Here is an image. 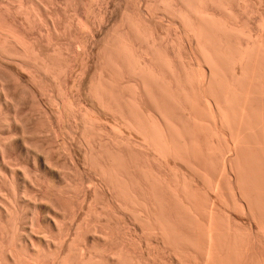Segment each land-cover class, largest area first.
Segmentation results:
<instances>
[{
  "label": "bare ground",
  "instance_id": "bare-ground-1",
  "mask_svg": "<svg viewBox=\"0 0 264 264\" xmlns=\"http://www.w3.org/2000/svg\"><path fill=\"white\" fill-rule=\"evenodd\" d=\"M44 1L0 0V8L1 10H3L2 12L7 15L13 14L16 16V18H19V21L17 20V22L26 33L39 28L38 30L40 34L39 38H30L31 40H27L28 38H20L19 36H17V38L15 35H13V33L10 34L9 32H4L3 30H1L0 57L6 60L14 61L17 64L16 66L18 67L19 72H28L31 75V73L35 71V73H43L47 76H50V78L52 77L53 79H55L57 75L60 74V69H57L55 67V62L52 63L51 59L49 57L47 58L48 55L46 56L44 54V56L42 55L43 53L40 52V54L38 52L39 50L36 51V47H34V45H37V43L38 45L41 43H46L49 45L54 44V54H59L60 57V55L63 53H60L61 50L59 51L58 46H61V44L68 43L72 45H81L82 47H86V49H90L91 52L92 43H98L102 50V53L100 54V60L103 64L102 69H111L112 73L114 72L115 75H117L116 73H119L123 75V78H126L127 74L130 76V80L126 78L127 80H129V82H127L126 80L127 83H124L123 81H125V79L122 81L125 92L127 91V88L129 89V93L132 91L131 95H128V92H126L128 96H125L126 94L122 91V87L121 93H124V98L122 97L123 95H121L119 91L120 89H118L117 86L120 85L119 81L121 83L120 79L122 78H120L118 84L115 85L117 86V90L114 86V84L117 82L115 81L113 84V82L110 81L112 78H109L110 80H107L104 76H102V74H100L101 78L99 77V80L101 79V82L99 83L97 81V85L100 87L95 86L92 89L91 85V87H89V93H91L90 95L94 94L97 99L100 100L98 102H101L103 105H108L109 103L114 104L112 101L116 103L118 102L116 101V99H119L120 97L114 98L111 101L113 96H116L114 94H117L114 92H119L118 94L121 95L124 100L125 98L130 96L126 101L130 103V106L133 105L132 107H134V109H132L134 112H132L133 114L135 113L134 117H131L133 116V114L128 109L127 105L129 104H124L127 106V109L124 106V108L121 107V111L123 112L124 109L128 110L132 115L129 118L130 113H126L128 115V118L125 117L126 115L121 117L123 114L121 113L119 120L121 119L120 122H123L125 124V127L127 125L129 128L132 127V129H135V132L137 131L138 134L141 133V138L143 139L141 140L140 138L141 141L133 140L131 138H128L131 135L125 137L127 135L121 136V133H119L121 137H118L119 135H117V132L116 134L112 133V135L108 133L109 135H111V137H109L112 138V136H117L115 139L113 137L115 142L112 140L113 143H116V146L118 144H121V146L122 144H126L127 146L129 145L133 147L136 156H143L148 160L153 161L152 163H157L158 165L155 166H160L158 168H160L161 172L159 171L160 173H155L153 171L154 169L152 168L153 166L151 168H148L147 166L150 165H141L139 159H135L136 161H138L136 163L140 162L139 164L142 167L134 162L136 164L135 166L132 165L134 167V170H137L138 174L140 173V175H142L144 181H146L150 185V188L148 187L150 190H148V188L143 189V187H139L141 186V183L140 185L138 184L139 180L137 184L134 183L135 178L133 177L134 175L132 176V171H130L131 169L129 164H126L127 166H129V168L126 166L127 170L123 172V167L125 166L123 164V159L124 161H126L127 159L125 160V158H123L124 156H122L121 153L117 151L119 153H117V155L116 152L113 151L114 154L111 155L108 154V151H106V149L105 151L107 153L104 151L106 154H102L101 152L103 151L97 153L95 152L96 154L100 153L101 155H106V157H108L109 163L106 161L107 158L105 160L106 164H104V160L102 161L101 159V161L104 163H102V165L100 163V165L96 166H99L98 169L100 171V175H102L105 179L111 181V184H113L112 186H114V190H112L115 191L116 189L117 194H119L120 197L123 196V199H121L119 203L115 201L116 206L118 204V207H116L115 205L113 206L121 210L132 212L128 213L132 216L134 214V218L136 220L135 222H138V224L141 225V228L139 229H142V236L144 237L145 234L147 240V236L154 235L155 237V234L160 235V237L162 238V245H165V249L169 248L168 250H172L174 252L172 253L176 255L182 250H180L181 247L187 249V253L190 252L189 255L193 257V264H204V249L208 244H205L208 240L210 243V251L208 253L209 259H207V262H205V264H264V34H261L264 32H261L259 30V24H261L260 26H263L264 24L263 16H261L263 21L259 17V20L262 23L258 21V26L249 21L251 20L249 19L251 15H245L246 12L249 11L248 4H251L248 3L249 0H145L146 3L144 1L143 4H145L144 6L147 7H144L147 9V15L142 10V12L139 11V13L141 12L140 15L138 14V12H135L138 15L136 14L137 16L135 15L133 17L131 16L133 15V13H131L133 11L129 10L131 13L130 15L127 10H124L125 12L123 13V15L121 14L122 17H120V22L117 26H115L114 24L111 28H106L107 31H104L105 34L98 35L97 30L93 26L94 23L92 24L90 20H83L79 17L77 5L78 3L75 4V1L72 2V0H66L67 4L69 3V6L67 7L71 6L73 8L72 11L74 12V16H72L70 20H66V22L64 23L61 22L59 16L60 12L56 9V7V10L54 9L53 13L49 11L50 4L52 8V4L55 3L51 0ZM97 4L98 3H96V5ZM56 5L59 6V4ZM261 5L263 6L264 4ZM141 6L142 5H140V7ZM90 7L92 6H89L88 9H90ZM60 9H63V7ZM252 9L250 12H253ZM156 12H158L159 15L162 12L164 16L162 14L161 15L164 18L168 19V26L170 24H174V26L175 24H178L181 25L179 26L181 29H184V32L186 33V36L190 41L189 48L187 47V49L190 50V53L187 49H185L186 47L184 48V51L186 52L187 50L188 52V55L186 52L187 56L186 58H184V61H176L178 57H185V55L182 56V53L184 51L182 53L180 52L183 44L181 45L179 43L181 45L180 46L177 41L176 43L175 40H173L176 39L175 33V37L170 42L171 44L168 42L171 46L176 43L173 48L175 52L173 53L174 57L167 54L169 51H172L167 49L168 46L165 45V49L167 51H164L166 52L162 51L163 49L161 48V45L159 47V44H162L160 42L162 38L161 36H159V33L156 32L155 28L152 27L154 26V24H156H153L152 21L155 20L156 22V19H153L151 21L150 18L151 14L154 15ZM90 13L92 14V12ZM104 13H107V11H104ZM66 14L67 13H65V15ZM103 14L101 16V18L103 17L102 20H104ZM253 15L254 14H252V16ZM105 16L107 17L108 15L105 14ZM13 19H15V17ZM2 21H4V19ZM167 28L172 30L171 27ZM84 31L87 32L86 35L84 34ZM166 31L167 34L171 32L170 31L168 33V30ZM164 35L166 36V34ZM168 37L166 38L168 39ZM178 37L181 38L180 35H178ZM178 37V40H183L179 39ZM177 44L180 47L179 49H177L178 53L176 52L175 47L177 46ZM84 47L82 49H84ZM100 48L98 47V49ZM168 48H170V46ZM62 56L63 55H61V57ZM65 57L66 56H64V58ZM55 59H57V57L52 60ZM185 59H189V62H187V60L185 62ZM194 59L195 61L198 60V63L199 61L201 62L200 65L201 67H203V75L200 73L201 76L199 75V73H197L198 71L196 69V66L198 64L196 63L195 66V63H193L195 62ZM6 60L3 61L6 62ZM0 62H2L1 59ZM0 65L3 64L0 63ZM18 70L17 68L15 69L16 73ZM61 70L62 72L64 71L63 69ZM66 71L67 69L65 70V73ZM61 75L62 74H60L58 77H60ZM121 75L119 76L121 77ZM125 75L126 77H124ZM35 77L36 76L33 75V80H35ZM111 77L115 78L114 76ZM131 77L134 80H132ZM31 79L32 78H30V80ZM57 79L58 78H56L54 81H56ZM132 81H134V84H131ZM0 88L2 89H0L1 91H5V89L8 87H5V83L0 82ZM71 91H73V89ZM105 91L108 92L106 94L107 96L105 95ZM3 95H5V93ZM108 95L112 98H109L110 100H106L105 102V99L106 97L108 98ZM103 97L105 99H103ZM57 98L59 99V96L56 97V99ZM70 99L71 98H67L66 96L60 97V105L62 107H57L59 109H57V112L61 117H64V114L68 115L69 112V115L81 120L82 122L80 123H83V126L85 125L86 128L87 125H90L91 127L94 125L93 128H97L94 130L98 131V135L100 133V137H102V133L108 132L102 127L105 123L103 125L99 123L101 127L97 126V121L93 120L92 115L88 113L87 107L84 108L83 105L76 104L75 102H73V100ZM147 100L148 102H150V104H152V106L148 104L147 107ZM4 101L6 102V100ZM123 103L124 101L121 103V106H123ZM119 104L117 103L114 105L118 106ZM105 107L106 109H108L110 105H108V107ZM111 107L109 108L110 110H112ZM114 107L115 108L113 109H115L116 111V106ZM65 108L66 110L68 109L67 113L65 111ZM121 108L117 107V111H119V109ZM174 110L180 112L181 115L176 116ZM19 114L20 113H18V116ZM118 114L120 115V113ZM118 121L117 123H119ZM95 124L97 127H95ZM121 126L122 128H125L123 127V125ZM115 127H118V125H115L114 128H111L116 129ZM111 128L110 130L108 129L110 132ZM120 129L121 127L119 126L117 130L120 131ZM112 132H115V130H113ZM106 139H108V137ZM75 140L76 139H74V141ZM89 140L86 139L85 141ZM8 141H10V139L7 140V142ZM92 147L93 145L89 147L88 151L89 163L90 160L92 162V154H94V151H92V149L94 150V148ZM104 156H102V158ZM136 156H134L133 158H135ZM170 161L172 163L175 162V165L177 163L176 166H178L179 169H176L175 166L172 167L173 170L174 168L177 170L176 172L175 170L173 172L171 168L173 164L171 165ZM152 163L150 162L149 164ZM97 164H99V162ZM209 164L213 167L216 165L213 169L211 168L213 170V173L212 170L210 171V169H208L210 168ZM126 168L124 167V169ZM5 177L6 176H4V178ZM103 179L102 182L104 181ZM106 181H104L105 184L109 182ZM201 182H203V184H200ZM204 182L208 183V186L206 185L208 188L204 185ZM200 185L205 186V192L207 189L208 192H212L213 195L215 194V197H217L220 201L218 202L217 198L216 201H214L215 197L212 196V193L211 196L214 199H212V197L208 195L207 192L203 193V195L207 194V196L204 195L205 197H207L205 200V197L202 195V189L204 187H201ZM226 185L229 187L227 188V190L225 188ZM159 188H161L160 191L158 190ZM161 190L167 195L165 196L163 193H161ZM200 190L202 192L199 193ZM12 191L14 192L15 190H13L12 188ZM158 191L161 196H159ZM147 193H149V196H146L148 195ZM117 194H115L116 197ZM199 194L201 195V198L199 197ZM226 195L227 197L231 196L229 198L230 202L227 199L225 200L224 197ZM167 196H169V198ZM166 197L168 198V200L166 199ZM117 198L116 200L118 201ZM201 199L203 201L205 200V202H203ZM170 201L172 202L170 203ZM220 203L225 204L223 206L224 208L225 206H228L229 208L230 206H232V210H238L237 212L240 211L241 215H249V218L251 217L254 219L253 221L255 222L253 223H256L254 225L255 227L250 224L245 228V226L242 224L245 229V232H242L241 229H238V221H235V219L232 217L233 215H228V213H225L226 211L224 208V211L222 210L223 212L220 210V208L222 209V205ZM219 205L221 206L219 207ZM166 210L168 211V213ZM5 211H7L6 208ZM122 212L120 213L122 214ZM222 213L224 215H222ZM11 215L13 216V214ZM98 216L99 219L100 215ZM85 218L86 217H84V219L83 217L82 219L79 218L81 221L80 223H76L75 226L70 225L68 234L66 235L67 238H70L69 241L67 240V238H62L63 236L58 237L52 235L53 237H49L51 236L49 235V238H45L47 240V242H45L46 240L44 241L46 243H44L45 246H41L42 242L41 245L37 244L39 242L35 243L36 241L34 239L28 241H24L23 239L18 244H16L15 239H11L12 241H10L5 240L6 237L0 238V264H49V259L52 260V263L50 262L51 264H158L155 259H152L150 257L151 255L146 256L147 253H144L143 255L141 254V256L138 255L137 257L134 256L135 258L132 257V259H130V257L127 256L129 254L128 248L133 243L130 242L132 239L130 240L127 236H125L127 234L122 236V238L124 237V239L118 238L120 240H123L122 243L120 242L121 246L119 247V240H113V234L115 233L107 232L109 231V228H107L108 230H106L105 228H103V226L102 228L106 231H103V229L99 231L100 228H98V225L100 224L97 223V225L94 224L96 227L94 225L93 227H89V224ZM98 221L100 222V220ZM1 227H4L3 224L1 225ZM1 227L0 230L2 229ZM206 231H208L207 233H209V237L207 236ZM116 236L118 237V235ZM206 236L208 238H206ZM82 239L84 240L81 241ZM99 241H104L106 242V244H111L110 246L107 245L108 248L104 251L105 253L101 252V254L103 253L106 255L105 257H102L104 255L99 257L95 255V253L97 254V252H93L95 250V245H97L95 243ZM115 241L117 242L118 247L116 245V247L112 245V242ZM104 245L105 244L101 246L103 249ZM177 245L180 247L179 249L176 248ZM97 251L99 250L97 249ZM182 253L180 254V257ZM206 253L205 256L208 255ZM148 254L150 253L148 252ZM186 254L182 255L183 257H181L183 259L185 258L184 260H182L180 257L178 258H180L179 260L184 261L182 263L190 264V261L185 262L187 258ZM131 256H133V254ZM177 256H179V253ZM188 258L190 259L189 256Z\"/></svg>",
  "mask_w": 264,
  "mask_h": 264
},
{
  "label": "rangeland",
  "instance_id": "rangeland-1",
  "mask_svg": "<svg viewBox=\"0 0 264 264\" xmlns=\"http://www.w3.org/2000/svg\"><path fill=\"white\" fill-rule=\"evenodd\" d=\"M44 1V0H42ZM47 1V0H46ZM52 2H54L55 4H52V8H51V4H50V12H54V9L56 7V9L60 12L59 13V16H60V19H61V22L64 23L66 22V20H70V18L72 16H74V12L72 11L73 8L70 6V7H67L69 6V3L67 4L66 0H51ZM75 1V4L78 5V13H79V17L82 18L83 20L84 19H88L92 22L94 28L97 30V34L98 35H102V34H105L104 31L106 30V28L108 27H112V25L115 24V26L118 25V23L120 22V17H122L123 13L125 12L124 10H127L129 12V14L131 15V13H133V15L131 16H135L137 13L135 12H138V14L140 15V13L142 12V10L144 11V13L147 15V7L144 6L145 4H143V2L145 0H138L140 2L137 1V0H100V1H94V0H72V2ZM137 1V2H136ZM45 2V1H44ZM60 2V3H59ZM80 2V3H79ZM103 2V3H102ZM254 2V4H253ZM63 3V4H62ZM96 3H98L96 5ZM146 3V1H145ZM248 3H251L250 5L248 4V9L249 11L246 12L245 15H251L249 17V20L250 22H252L253 24L257 25L259 23H257L258 21H260L259 19L261 18L262 20V17L263 16V19H264V5L262 6L261 4H264V0H252V1H248ZM260 3V4H259ZM56 4H59L56 5ZM64 4H67V5H64ZM86 4V5H85ZM254 6H253V5ZM258 4H259V7H258ZM140 5H142L140 7ZM66 6V7H65ZM89 6H92L90 7V9H88ZM96 6V7H95ZM261 6V7H260ZM54 7V8H53ZM63 9H60L62 8ZM146 7V8H144ZM253 7V9H252ZM263 7V8H262ZM65 8V9H64ZM69 8V9H68ZM71 8V9H70ZM102 10H101V9ZM106 8V9H105ZM127 8V9H126ZM137 8V9H136ZM141 10H140V9ZM253 12H250L251 9ZM258 11H257V9ZM53 9V10H52ZM55 9V10H56ZM92 9V10H91ZM139 9V10H138ZM256 9V11H255ZM67 10V11H65ZM81 10V11H80ZM86 10V11H85ZM133 11L130 13V11ZM3 10H1L0 8V32H2L1 30H3L4 32H9L10 34L13 33V35H15L16 37L19 36L20 38H28L27 40H31L30 38H39L40 37V34H39V28L38 29H34L33 31H29V32H25L22 27L20 26V24L17 22V20L19 18H16L15 15L11 14V15H7V14H4L2 12ZM65 11V12H64ZM70 11V12H69ZM89 11V12H88ZM104 11L107 13H104ZM139 11H141L139 13ZM146 11V12H145ZM69 12V13H68ZM92 12V14L90 13ZM101 12V13H100ZM259 12V13H258ZM64 13V14H62ZM65 13H67L65 15ZM77 13V14H78ZM104 13V14H103ZM248 13V14H247ZM261 13V14H260ZM5 16H4V15ZM69 14V15H68ZM73 14V15H71ZM101 14V15H100ZM102 14L104 15V20H102L101 16ZM108 15L107 17L105 16ZM122 14V15H121ZM137 14V15H138ZM162 12L159 13L156 12L154 15L151 14V21L153 19H156V22L155 20L152 21V23H156L154 24V26H152L153 28H155L156 32L159 33V36H161V43L162 44H159V47L161 45V48L163 49L162 51L166 50L165 47L166 46H170V48L167 47V49L169 50H172V51H169L167 54H169L170 56L172 55L174 57V45L178 42V44L180 43L183 47H181V50L183 48V50L180 52L182 53L185 49H187V47L189 48V39L187 38L186 36V33L184 32V29L182 30L179 26L181 25H178V24H170L173 26H168L169 22L168 19L164 18L162 15ZM252 14H254L252 16ZM258 14V15H257ZM3 15V16H2ZM84 15V16H83ZM87 15V16H86ZM136 15V16H137ZM154 17H153V16ZM12 16V18H11ZM15 19H13L14 17ZM158 16V17H157ZM162 16V17H161ZM66 19H65V18ZM68 17V19H67ZM86 17V18H85ZM106 17V19H105ZM119 17V18H118ZM260 17V18H259ZM4 21H2L3 19ZM10 18V19H9ZM92 18V19H91ZM118 18V19H117ZM136 18V17H135ZM163 18V19H162ZM247 18V17H246ZM248 19V18H247ZM6 20V21H5ZM94 20V21H93ZM166 20V21H164ZM19 21V20H18ZM103 21V22H102ZM162 21V22H161ZM255 21V22H254ZM263 21V20H262ZM5 22V23H4ZM7 22V23H6ZM15 22V23H14ZM110 22V23H109ZM164 22V24H163ZM261 22V21H260ZM14 23V24H13ZM108 23V24H107ZM168 23V24H167ZM262 23V22H261ZM264 23V22H263ZM5 24V25H4ZM152 24V25H153ZM8 25V26H7ZM19 25V26H18ZM167 25V26H166ZM261 24H259V30L262 32H264V24L263 26H260ZM12 26V27H11ZM104 26V27H103ZM156 26V27H155ZM5 27V28H4ZM10 27V29H9ZM167 27H171L172 30L168 29ZM263 29H262V28ZM15 28V29H14ZM17 28V29H16ZM167 28V29H166ZM9 29V30H8ZM103 29V30H102ZM168 30V33L170 34H167L166 30ZM179 29V30H178ZM8 30V31H7ZM165 30V31H164ZM170 30V31H169ZM182 31V35H181V31ZM11 31V32H10ZM13 31V32H12ZM16 31V32H15ZM107 31V30H106ZM174 31V32H173ZM176 31V32H175ZM178 31V32H177ZM85 32V33H84ZM83 33L86 35L87 32L84 31ZM160 32H161V35H160ZM180 32V33H179ZM184 32V33H183ZM25 33V34H24ZM176 35V39L178 37V35L181 36L178 37L179 39H183V40H176V39H173ZM17 34V35H16ZM166 34V36L164 35ZM261 34H264V33H261ZM25 35V36H24ZM174 35V36H173ZM22 36V37H21ZM172 37V38H169V37ZM168 37V39L166 38ZM264 37V35H263ZM18 38V37H17ZM32 39V40H33ZM173 40H175V44L173 46H171L170 42ZM170 40V41H169ZM187 40V42H186ZM189 41V42H188ZM159 42V43H160ZM167 42V43H166ZM170 44H169V43ZM186 44H185V43ZM164 43V44H163ZM166 43V44H165ZM94 44V45H93ZM98 43H92V50L90 52V49H86V47H84V49H82L83 47L80 45H72V44H68V43H64V44H61V46H58L56 48L59 49L60 53H63L61 55H63L61 57H59V54L57 55L56 53L54 54V50H55V45L54 44H46V43H41L38 45H34V47H36V51H38L39 53H43L42 55H48L47 58L49 57L52 61V63H54V65H56L55 67L57 69H60V74H62L60 77H58L59 75H57L56 78H58L56 81H54L55 79H53L52 77L50 78V76H47L46 74H43V73H35L32 72L31 75L30 73L28 72H19L18 70V67L16 66L17 64L12 61V60H6V59H3L0 57L1 61L0 62L1 64L3 65H0V82L2 83H5V87H8L5 89V91H1L2 93L4 92L5 95H3L1 92H0V219H1V222L0 224L2 223L3 224V228L0 230V238L2 237H6L5 240H10L12 241L11 239H15V243L18 244L21 240L24 239V241H28V240H31V239H34L37 243V244H40L41 245V242H42V245L41 246H45V242H47V238L49 237H53L52 235H55V236H58V237H62V238H67L66 235L68 234V229L70 228V225H76V223H80V219H84V217H86V221L88 222L89 224V227H93V225H97V224H100L98 225L100 228L99 231H101V229L105 228L106 230H108L107 228H109V231L107 232H110V233H115L113 234L114 236V239L113 240H119V247L121 246V243L123 242L122 239H124V237L122 238V236H127L131 241V244L128 248V251H129V254L127 256L130 257V259L135 258L134 256H141V254L143 255L144 253H147L146 256L148 255H151L150 257L152 259H155L156 262L158 264H187V263H182L184 261L182 255L186 254L187 253V249H184V247H179L177 245V249L180 248V250L183 252H180L182 253L181 257H180V252L179 253V256L178 253L177 255L176 254H173L174 252L171 250H168V249H165V245L163 246L162 245V238L160 237V235H157L155 234V237L154 235H151V236H147L148 240L146 239L145 237V234H144V237L142 236V232L141 231L142 229H139L141 228L140 224H138V222H135V218H134V214L133 216L130 215L128 212L130 211H125V210H121V209H118V208H115L116 206V202L119 203V201L121 199H123V196L120 197L119 194H117L116 192V189L115 191L114 190V186H112L113 184H111V181L108 180V179H105L102 175H100V171L98 169L99 166H96V165H102V163L106 164V161L109 163V160H108V157H106V155H100L99 154H96L97 152H100V151H108V154H114V152H116V154L119 152L121 153L122 156H124L123 158H125L126 161H124L123 159V164L125 165L124 167L126 168V166L129 164L130 166V171H132V176L135 178L134 180V183L137 184L138 180H139V185L141 183V186L139 187H143V189H147L150 185L144 181V179L142 178V175H140V173L138 174L137 170H134V167L136 164H140L141 165H144L146 166L147 165H150V166H147L148 168L152 167L153 171L155 173H160V166H155V165H158L157 163H152L153 161H150L148 160L147 158L145 157H139L138 155L136 156V153L135 150L133 149V147L131 146H127L126 144L121 146V144H118L116 146V143H113L114 139L117 137V136H112V133H115L116 132L118 133L117 135H119V133H121L122 135L121 136H125V137H128V138H131L133 140H137V141H141L143 138H141V133L138 134V132L136 133L135 132V129H132V127H128L126 125L125 127V124L123 122H120L119 118L121 116V113L122 116H125L128 118V113H132L133 114V109L134 107L130 106V103H128V98L130 97H127L125 98V100L123 99L124 98V93H121L122 91L125 92L124 90V85H123V82L124 83H127L129 82V78L130 76L127 74V77L126 75L124 77L126 78H123L121 74L119 73H116L117 75H115V73L111 71V69L107 70L108 68H103V64L101 63V60H100V57H101V53H102V50L100 48V45ZM177 44L176 47V52H177V49H179V45ZM54 45V46H53ZM71 47H70V46ZM166 45V46H165ZM180 45V46H181ZM40 46V47H39ZM52 47V48H51ZM68 47V48H67ZM98 47L100 49H98ZM186 47V48H185ZM54 48V50H53ZM172 48V49H171ZM185 48V49H184ZM66 49V50H65ZM70 49V50H69ZM53 50V51H52ZM68 50V51H67ZM79 50V51H78ZM85 52V55H84V52ZM190 53V50L187 49ZM186 50V52H187ZM64 51V52H63ZM71 51V52H70ZM89 51V53H88ZM167 51V50H166ZM164 51V52H166ZM179 51V50H178ZM87 52V53H86ZM100 52V53H99ZM186 52L184 51L182 54V56L185 55V57H178L176 59L177 60H181V61H184V58H186V56L188 55V52H187V55H186ZM40 53V54H41ZM51 53V54H50ZM163 53V52H162ZM171 53V54H170ZM178 53V52H177ZM50 54V55H49ZM56 56H54V55ZM165 54V53H164ZM44 55V56H45ZM64 56H66L64 58ZM86 56V57H85ZM88 56V57H87ZM99 56V57H98ZM181 56V55H180ZM57 57V59L55 60H52L54 58ZM69 57V58H68ZM64 58V59H62ZM182 58V59H180ZM188 58V57H187ZM61 59V60H60ZM70 59V60H69ZM3 60H6L3 61ZM187 59H185V62H186ZM65 63H64V62ZM195 61V59H194ZM198 61V60H197ZM195 61L193 63H195V66H196V63L198 64L196 66V69H197V73H200L202 74L203 73V67H201V62L199 61V63ZM4 62V63H3ZM11 62V63H10ZM187 62H189V59L187 60ZM15 63V65H14ZM180 63V62H179ZM69 64V65H68ZM59 65V66H57ZM61 65V66H60ZM65 65V66H64ZM200 65V66H199ZM7 66V67H6ZM14 69H13V68ZM66 67V68H64ZM198 67V68H197ZM202 69H201V68ZM11 68V69H10ZM17 68V73L15 71V69ZM200 68V70H199ZM63 69L64 71V74L62 72ZM67 69L66 73H65V70ZM102 69V70H101ZM105 70V71H104ZM107 70V71H106ZM2 71V72H1ZM109 71V72H108ZM201 71V72H199ZM70 72V73H69ZM30 78H32L30 80V78L28 77V75ZM35 73V74H34ZM5 74V75H4ZM104 76L107 80H110L109 78H112L110 81L114 82L116 81L117 83L114 84L117 85L118 84V81L120 78L121 80V83L119 81V84L120 85H117L118 86V89H120V93L121 95H123L121 97V95H119L118 93L119 92H114V93H117V94H114L116 96H113L110 97V93L108 95V98L106 97V99L103 97V99H105V102L106 100L109 101L111 98V101L114 99V98H119V99H116V101H118L117 103L120 105H114V104H117L116 102L112 101L114 104L112 103H107L108 105H110V107L112 108V110H110L108 107V105H103L101 102H98L100 101L99 99H97V97L95 98L93 95H90L91 93L90 92V88L91 85H92V89L95 87V86H98V82L100 83L101 79L99 80V77L101 78V75ZM110 74V76H109ZM114 74V75H113ZM33 75L36 76L35 77V80H33ZM121 75V77L119 76ZM203 75V74H202ZM10 76V77H8ZM16 76V77H15ZM19 76V77H18ZM47 76V77H46ZM111 76H114L115 78L111 77ZM117 76V77H116ZM201 76V75H200ZM119 77V78H118ZM67 78V79H66ZM79 78V79H78ZM118 78V80H117ZM125 79V81H123ZM132 79V77H131ZM11 80V81H10ZM67 80V81H66ZM75 80V81H74ZM95 80V81H94ZM113 80V81H112ZM127 80V82H126ZM134 80V79H132ZM19 81V82H18ZM77 81V82H76ZM98 81V82H97ZM123 81V82H122ZM34 82V83H33ZM134 81H132L131 84H134L133 83ZM15 83V84H14ZM40 87H39V85ZM54 83V84H53ZM94 83V84H93ZM34 84H37V85H34ZM129 84V85H131ZM7 85V86H6ZM10 85V86H9ZM22 85V86H21ZM57 85V86H56ZM123 85V86H122ZM126 85V84H125ZM128 85V84H127ZM18 86V87H17ZM35 86V87H34ZM117 86H115L117 89ZM14 87V88H13ZM31 87V88H30ZM37 87V88H36ZM55 87V88H54ZM58 87V88H57ZM100 87V86H98ZM121 87V88H120ZM123 87V90L121 91ZM26 88V89H25ZM47 88V89H46ZM127 88V87H126ZM36 89V90H35ZM50 89V90H49ZM61 89V90H59ZM73 89V91H71ZM117 89V90H118ZM7 90V91H6ZM12 90V91H11ZM38 90H41V91H38ZM59 90V92H58ZM68 90V91H67ZM116 90V91H117ZM133 90V89H132ZM15 91V92H14ZM49 91V92H48ZM115 91V90H114ZM131 91V90H130ZM9 92V93H8ZM26 92V93H25ZM40 92V93H39ZM44 92V93H43ZM128 92L127 94L131 95V92L129 93V89L127 88V91ZM125 92V94H126ZM32 93V94H31ZM108 92L105 91V95L107 94ZM9 94V95H8ZM40 94V95H39ZM44 94V95H43ZM52 96H51V95ZM62 94V95H60ZM125 95V96H128V95ZM13 97H12V96ZM24 95V96H23ZM58 95L59 96V99L56 97ZM104 95V94H102ZM119 95V96H118ZM8 96V97H6ZM43 96V97H42ZM48 96V97H47ZM62 96H66L67 98H71L70 100H73V102H75L76 104H81L83 105L84 108L87 107L88 109V113H90V115H92V118L93 120L97 121L98 125L97 126H102L106 131L108 132H104L101 134L102 137H100V133L99 135L97 134L98 131L94 130V129H97V128H93L94 125L91 127L90 125L88 126L87 125V128L85 127V125L83 126V123H80L82 122L81 120H79L78 118H74L72 117L71 115H69V112L66 110L65 108V111L66 113L68 112V115L64 114L65 116L64 117H61L60 114L57 112V109L59 107H62L60 105V97ZM107 96V95H106ZM11 97V98H10ZM92 97V98H91ZM5 98V99H4ZM7 98V99H6ZM9 98V99H8ZM13 98V99H12ZM110 98V99H109ZM36 99V100H35ZM77 99V100H76ZM80 99V100H79ZM4 100H6V102H9L6 103ZM16 100V101H15ZM21 100V101H20ZM52 100V101H51ZM76 100V101H74ZM18 101V102H17ZM36 101V102H35ZM40 101V102H39ZM121 101V102H119ZM124 101L123 103V106H121L122 102ZM3 102V103H2ZM15 102V103H14ZM21 102V103H20ZM56 102V104H55ZM127 102V103H126ZM148 102V100H147ZM12 103V104H11ZM54 103V104H53ZM206 103V102H205ZM112 104V105H111ZM124 104H129L127 105L128 106V110H123V112L121 111L123 107L125 106V108L127 107L126 105ZM147 104V107H148V104H150V102L146 103ZM3 105V106H2ZM14 105V106H12ZM17 105V106H16ZM19 105V106H18ZM54 105V106H53ZM58 105V106H57ZM102 105V106H101ZM152 106V104H150ZM2 106V107H1ZM104 106V108H103ZM108 107V109H106V107ZM114 106H116V111H117V107H120L121 109H119V111H117L118 113H120V115L115 111V108ZM150 106V107H151ZM13 107V108H12ZM19 107V109H18ZM54 107V108H53ZM58 107V108H57ZM131 107V108H130ZM3 108V110H2ZM9 108V109H8ZM16 110H15V109ZM133 108V109H132ZM14 109V111H13ZM18 109V110H17ZM49 109V110H48ZM127 109V108H126ZM132 109V110H131ZM175 109V108H174ZM177 109V108H176ZM20 110V111H19ZM59 110V109H58ZM91 110V111H90ZM181 110V109H180ZM18 111V112H16ZM52 111V112H51ZM111 111V112H110ZM114 111V112H113ZM128 111V112H127ZM133 111V112H132ZM179 111V109H178ZM178 111H175V114L176 116L177 115H181L180 112ZM6 112V113H5ZM40 112V113H39ZM113 112V113H112ZM125 112V113H124ZM18 113L19 116H18ZM92 113V114H91ZM127 113V114H126ZM130 113L129 115V118L130 116L132 115ZM179 113V114H178ZM2 114V115H1ZM119 116H118V115ZM135 114V113H134ZM134 114L133 116L131 117H134ZM46 115V116H45ZM56 115V116H55ZM8 116V117H6ZM16 116V117H15ZM18 116V117H17ZM115 116V117H114ZM10 117V118H9ZM59 117V118H58ZM22 118V119H21ZM95 118V119H94ZM99 118V119H98ZM11 119V120H10ZM13 119V120H12ZM17 119V120H16ZM19 119V120H18ZM63 119V120H62ZM119 120V121H118ZM14 121V122H13ZM22 121V122H21ZM117 121L119 123H117ZM8 122V123H7ZM18 122V123H16ZM20 122V123H19ZM12 123V124H11ZM27 123V124H26ZM96 123V124H97ZM100 123V124H99ZM117 123V124H116ZM2 124V125H1ZM95 124V127H97ZM120 124V125H119ZM10 125V126H9ZM117 126L118 127H115L116 129H112L111 127L114 128V126ZM125 127V128H122V126ZM5 130H4V128ZM82 126V127H81ZM119 126L121 127L120 131L117 130L119 128ZM19 127V128H18ZM23 127V128H22ZM90 127V128H89ZM101 127V126H100ZM16 128V129H15ZM89 128V129H88ZM107 128V129H106ZM111 128V132L109 131ZM7 129V130H6ZM28 129V130H27ZM93 129V130H91ZM109 129V130H108ZM10 130V131H9ZM24 130V131H22ZM39 130V131H38ZM56 130V131H55ZM88 130V131H87ZM113 130H115V132H112ZM62 131V132H61ZM69 131V132H68ZM12 132V133H11ZM39 132V133H38ZM84 132V133H83ZM96 132V133H95ZM27 133V134H26ZM53 133V134H52ZM111 135H109V134ZM43 134V135H42ZM73 134V135H72ZM85 134H86V137H85ZM71 135V136H70ZM77 135V136H76ZM83 135V136H82ZM88 135V136H87ZM104 135V136H103ZM106 135V136H105ZM114 135V134H113ZM16 136V137H15ZM110 136V137H109ZM120 135L118 137H121ZM2 137V138H1ZM29 137V138H28ZM72 137V139H71ZM108 137V139L106 138ZM114 137V139H113ZM14 138V139H13ZM51 138V139H50ZM76 139L74 141V139ZM101 138V139H100ZM141 138V140H140ZM4 139V140H3ZM7 142V140H9ZM12 139V140H11ZM89 140V141H85V140ZM111 139V140H110ZM102 140V141H101ZM113 140V141H112ZM101 141V142H100ZM108 141V143H107ZM112 141V142H111ZM72 142V143H71ZM91 146L93 145L92 148H94V150L92 149V151H94L92 154V162L90 160V163L88 162L89 161V155H88V151H89V147L90 144ZM96 142V143H95ZM104 142V143H103ZM115 142V141H114ZM66 143V144H65ZM88 143V144H87ZM102 143V144H101ZM112 143V144H110ZM81 144V145H80ZM107 144V145H105ZM2 145V146H1ZM114 145V146H113ZM66 146V147H65ZM89 146V147H88ZM83 147V148H82ZM114 147V148H113ZM31 148V149H30ZM66 148V149H65ZM112 148V149H111ZM120 148V149H119ZM132 148V149H131ZM5 149V150H4ZM69 149V150H68ZM96 149V150H95ZM108 149V150H107ZM114 149V150H113ZM129 149V150H128ZM2 150V151H1ZM32 150V151H31ZM99 150V151H98ZM134 150V151H133ZM105 151V152H106ZM114 151V152H113ZM118 151V152H117ZM121 151V152H120ZM128 151V152H127ZM4 152V153H3ZM70 152V153H69ZM96 152V153H95ZM101 152L102 154H106L105 152L103 153ZM110 152V153H109ZM133 152V153H132ZM118 153V154H119ZM115 154V155H116ZM117 154V155H118ZM134 154V155H133ZM98 157H97V156ZM7 156V157H6ZM101 158H100V157ZM102 156H104L102 158ZM107 156H110V155H107ZM132 156V158H131ZM134 156H136L135 158H133ZM4 157V158H3ZM129 157V158H128ZM94 158V159H93ZM107 158V160H106ZM131 158V159H130ZM97 159V160H96ZM104 160V162L101 161ZM135 159H139V163H136L138 161H136ZM147 159V160H146ZM5 160V161H4ZM11 160V161H10ZM106 160V161H105ZM134 160V161H133ZM9 161V162H8ZM152 163V164H149L148 162ZM172 161V160H171ZM170 161V164L173 166L172 167H176V169H179L176 163L175 165V162H171ZM99 162V164H97ZM127 162V163H125ZM133 164H132V163ZM136 164H135V163ZM10 163V164H9ZM107 163V164H108ZM131 163V164H130ZM180 163V162H179ZM215 163V162H214ZM12 164V165H11ZM127 164V165H126ZM139 164V165H140ZM216 164V163H215ZM214 164V165H215ZM133 165V166H132ZM140 165V166H141ZM181 165V164H179ZM210 165V164H209ZM9 166V167H8ZM12 166V167H11ZM94 168H93V167ZM105 166V165H104ZM129 166H127L129 168ZM216 166V165H215ZM214 166V167H215ZM3 167V168H2ZM11 167V168H10ZM79 167V168H78ZM97 167V168H96ZM123 167V172H125L126 169H124ZM142 167V166H141ZM157 167V168H156ZM210 168V171L214 168L212 165L209 166ZM7 168V169H6ZM212 168V169H211ZM133 169V170H132ZM163 169V168H162ZM161 169V170H162ZM175 168V172L177 171ZM19 170V171H18ZM173 170V168H172ZM173 170V172H174ZM222 170V169H221ZM71 171V172H70ZM78 171V172H77ZM136 171V172H135ZM160 171V172H159ZM208 171V170H207ZM17 172V173H16ZM63 172V173H62ZM6 173V174H5ZM10 173V174H9ZM73 173V174H72ZM135 173V174H134ZM209 173V172H207ZM212 173H213V170H212ZM4 174V175H3ZM27 174V175H25ZM16 175V176H15ZM72 175V176H71ZM4 176H6L4 178ZM34 176V177H33ZM90 176V177H89ZM103 178H101V177ZM136 176V177H135ZM3 177V178H2ZM14 177V179H13ZM26 177V178H25ZM29 177V179H28ZM141 177V178H140ZM32 178V179H31ZM37 178V179H35ZM41 178V179H40ZM67 178V179H66ZM5 179V180H4ZM100 179V180H99ZM102 179L108 183H104V181L102 182ZM205 179V178H204ZM30 180V182H29ZM40 180V181H39ZM68 180V181H67ZM206 180V179H205ZM204 180V181H205ZM3 181V182H2ZM10 181V182H9ZM13 181V182H12ZM207 181V180H206ZM3 185H2V183ZM5 182V183H4ZM42 182V183H41ZM36 183V184H35ZM67 183V185H66ZM69 183V184H68ZM100 183V185H99ZM102 183V184H101ZM148 186H147V184ZM205 186L207 185L208 186V183L204 182ZM12 184V185H11ZM17 184V185H16ZM81 184V185H80ZM108 184V185H107ZM111 184V185H110ZM135 184V185H136ZM200 184H203V182H201ZM31 185V186H30ZM33 185V186H32ZM45 185V186H44ZM72 185V186H71ZM109 185H110V189H109ZM9 186V187H8ZM23 186V187H22ZM35 186V188H34ZM38 186V187H37ZM201 187L203 185H200ZM205 186H203L204 188L202 189V191L200 190V192H202V195L203 193H208V195L211 196V193L212 192H208V190L206 189V192H205ZM206 186V187H207ZM8 187V188H7ZM15 187V188H14ZM32 187V188H31ZM107 187V188H106ZM113 187V188H112ZM200 187V188H201ZM12 188L13 190H15L14 192L12 191ZM66 188V189H65ZM150 188V187H149ZM148 188V190H150ZM208 188V187H207ZM226 190L227 188H229L227 185L225 186ZM10 189V190H9ZM40 189V190H38ZM113 189V190H112ZM161 188H159L158 190L160 191ZM98 190V191H96ZM163 190V189H162ZM161 190V191H162ZM225 190V191H226ZM145 191V190H144ZM158 191V193H159ZM164 191V190H163ZM163 191L161 193H163ZM16 192V194H15ZM97 195H96V193ZM114 192V193H113ZM116 192V193H115ZM165 192V191H164ZM227 192V191H226ZM224 192V193H226ZM229 192V191H228ZM45 193V194H44ZM119 193V191H118ZM210 193V194H209ZM230 193V192H229ZM227 193V194H229ZM15 194V195H14ZM21 196H20V195ZM113 194V195H112ZM115 194H117V198L115 196ZM146 194V193H145ZM148 195L146 196H149V193H147ZM165 196L167 195L166 193H163ZM205 195V194H204ZM203 195V196H204ZM231 195V194H230ZM228 195V196H230ZM15 196V197H13ZM65 196V197H64ZM118 199V201L116 200V198ZM159 196H161V194L159 193ZM164 196V197H165ZM201 195L199 194V197ZM207 196V194L205 195ZM204 196V197H205ZM212 196L215 197V194L213 195L212 193ZM211 196V197H212ZM4 197V198H3ZM29 197V198H28ZM169 198V196H167ZM166 197V199L168 200V198ZM231 197V196H230ZM230 197H227V195L224 197L225 200L227 199L229 201V198ZM17 198V199H16ZM41 198V199H40ZM201 198V197H200ZM207 197H205L204 199L206 200ZM216 198L215 199L212 197V199H214V201H216ZM12 201H11V200ZM16 199V201H15ZM165 199V200H166ZM203 199V197H202ZM201 199V200H202ZM8 200V201H7ZM20 200V201H19ZM205 200L203 202H205ZM6 201V202H4ZM31 201V202H30ZM116 201V202H115ZM217 201L219 202L220 200H218L217 198ZM34 202V204H33ZM53 202V203H52ZM168 202V201H167ZM172 201H170L171 203ZM202 202V203H203ZM230 202V201H229ZM201 203V201H200ZM7 204V205H6ZM19 204V206H18ZM173 204V203H172ZM171 204V205H172ZM221 205H219V207L221 206L222 209L220 208V210L222 211L223 210V206L225 204H222L220 203ZM87 205V206H86ZM115 205V206H113ZM91 208H90V207ZM5 207L6 210L8 211H5ZM105 207V208H104ZM118 207V204L117 206ZM229 209H227V208ZM10 208V209H8ZM22 208V209H21ZM90 208V209H89ZM231 208V209H230ZM230 208L228 206H225V213H228V215H233L232 217L235 219V221H238V229H241L242 232L244 231L245 232V229H244V226L245 228L248 227L250 224H252L253 226L256 224V223H253L255 221H253L254 219L253 218H249V215H241V212H237L232 210V206H230ZM169 209V208H167ZM65 210V211H64ZM88 210V211H87ZM103 210V211H102ZM105 210V211H104ZM171 210V209H170ZM230 210H231V213H230ZM2 211V213H1ZM37 211V212H36ZM92 211V212H91ZM95 211V213H94ZM99 211V212H97ZM108 211V212H107ZM123 211V212H122ZM167 211V210H166ZM173 211V210H172ZM224 211V210H223ZM222 211V212H223ZM234 213H233V212ZM7 214H6V213ZM10 212V213H9ZM91 212V213H90ZM105 214H104V213ZM115 212V213H113ZM122 212V214L120 213ZM128 214L126 215L125 214ZM171 212V211H170ZM169 212V213H170ZM80 213V214H79ZM88 213V214H87ZM98 213V214H97ZM100 213V214H99ZM102 213V215H101ZM132 213V212H130ZM168 213V211H167ZM221 213V212H220ZM240 213V214H239ZM10 214V215H9ZM13 214V216L11 215ZM34 214V215H33ZM49 214V215H48ZM61 214V215H60ZM86 214V216H85ZM92 214V215H91ZM125 214V215H124ZM237 214V215H236ZM2 215V216H1ZM4 215V216H3ZM9 217H8V216ZM17 215V216H16ZM90 216V219H89V216ZM96 215H97V219H96ZM98 215H100V218L98 219ZM222 215H224L222 213ZM33 216V217H32ZM94 216V217H93ZM111 216V217H110ZM116 216V217H115ZM13 217V218H11ZM104 217V218H102ZM107 217V218H106ZM133 217V218H132ZM246 217V218H245ZM34 218V219H33ZM111 220H110V219ZM78 219V220H77ZM91 221L89 222L88 221ZM102 219V220H101ZM134 219V220H133ZM11 220V221H9ZM35 220V221H34ZM95 220V221H94ZM100 220V222L98 221ZM107 220V222H106ZM132 220V221H131ZM9 221V222H8ZM33 221V223H32ZM98 221V222H97ZM111 221V222H110ZM24 222V223H23ZM28 222V223H27ZM62 222V223H61ZM86 222V223H87ZM60 223V224H59ZM71 223V224H70ZM92 223V225H91ZM97 223V224H96ZM110 223V224H108ZM237 223V222H236ZM9 224V225H8ZM12 224V225H11ZM87 224V225H88ZM244 226H243V225ZM19 225V226H18ZM35 225V226H34ZM63 225V226H62ZM94 225V226H95ZM110 225V227H109ZM248 225V226H247ZM34 226V227H33ZM59 226V227H58ZM103 226V228H102ZM15 227V228H13ZM19 227V228H18ZM96 227V226H95ZM255 227V226H254ZM6 228V230H5ZM8 228V230H7ZM35 228V230H34ZM4 229V231H3ZM15 229V230H14ZM244 229V230H243ZM248 229V228H247ZM11 230V231H10ZM103 229V231H106ZM121 230V231H120ZM136 230V231H135ZM36 231V232H35ZM56 231V232H55ZM113 231V232H112ZM4 232V234H3ZM9 233L7 235L6 234ZM121 232V233H120ZM208 231H206L207 233ZM15 233V234H14ZM35 233V234H34ZM27 234V235H26ZM209 233H207V236H208ZM4 235V236H3ZM51 235V236H49ZM60 235V236H59ZM118 235V237L116 236ZM8 236V237H7ZM13 236V237H12ZM20 236V237H19ZM49 236V237H48ZM159 236V237H158ZM206 236V238H208ZM27 237V238H26ZM30 239H29V238ZM92 237H93V234H92ZM117 237V238H116ZM132 237V238H131ZM153 237V238H152ZM20 238V239H19ZM43 238V239H42ZM46 238V239H45ZM116 238V239H115ZM118 238H122L121 240L118 239ZM151 238V239H150ZM26 239V240H25ZM46 240V241H45ZM67 240L69 241L70 238L68 237ZM84 239H82L81 241H83ZM146 240V241H145ZM8 241V242H10ZM45 241V242H44ZM80 241V242H81ZM115 241V242H116ZM135 241V242H133ZM103 242V243H102ZM112 242V245L113 246H117V242ZM121 242V243H120ZM45 243V244H44ZM102 243V244H101ZM115 243V244H114ZM137 243V244H136ZM149 245H148V244ZM151 243V244H150ZM164 243V242H163ZM208 243V244H207ZM97 245H95V250L93 251L94 253L97 252V254L95 253V255L97 256H102V257H105L106 255L103 254L105 253L104 251L108 248V246H110L111 244L104 242V241H99L97 243H95ZM100 244V245H99ZM104 245V249L101 247ZM139 244V245H138ZM206 247H205V253L207 251L206 254L209 253V240L206 241ZM123 245V244H122ZM161 245V246H160ZM115 246V247H116ZM142 246V247H141ZM148 246V247H147ZM154 246V247H153ZM208 246V247H207ZM136 247V248H135ZM101 248V249H100ZM167 248V247H166ZM207 248V249H206ZM97 249L99 251H97ZM133 249V250H132ZM138 249V250H137ZM151 249V250H150ZM136 250V251H135ZM165 250V251H164ZM168 250V251H166ZM151 251V252H150ZM170 251V252H169ZM186 251V252H185ZM101 252H103L101 254ZM148 252L150 254H148ZM173 252V253H172ZM185 252V253H184ZM1 253V252H0ZM99 253V254H98ZM136 253V254H135ZM138 253V254H137ZM170 253V254H169ZM205 253H204V260L205 262H207V259H209V254L205 256ZM107 254V252H106ZM133 254V256H131ZM188 254V255H187ZM186 256V260L185 262L187 261H190L189 263L193 264V257L190 256V252L187 253ZM168 255V256H167ZM145 256V255H144ZM145 256V257H146ZM188 256L190 257V259L188 258ZM208 256V257H207ZM155 257V258H154ZM160 257V258H159ZM165 257V258H164ZM180 257L182 260H179ZM157 258V259H156ZM162 259V260H161ZM160 260V261H159ZM49 261L51 262L52 260L49 259ZM159 261V262H158ZM180 261V262H179ZM48 262V261H47ZM50 262H48L49 264H51ZM204 262V264H205Z\"/></svg>",
  "mask_w": 264,
  "mask_h": 264
}]
</instances>
